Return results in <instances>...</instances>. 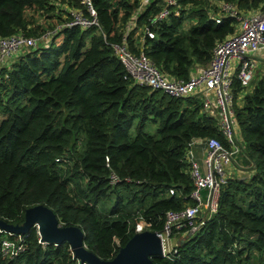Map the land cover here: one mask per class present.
Here are the masks:
<instances>
[{
    "label": "trees",
    "instance_id": "obj_1",
    "mask_svg": "<svg viewBox=\"0 0 264 264\" xmlns=\"http://www.w3.org/2000/svg\"><path fill=\"white\" fill-rule=\"evenodd\" d=\"M217 1L241 12L264 3L176 0L167 19L151 26L154 38H143L144 54L168 76L189 79L195 64L209 63L216 41L234 32L233 17L213 18ZM63 4L84 11L79 0H0V37L56 30L0 69V220L21 225L27 208L43 204L64 226L81 228L87 249L109 260L135 234L139 215L159 232L166 211L193 204L186 154L195 139L222 134L200 97L174 98L134 84L110 46L136 16L126 41L138 53L134 34L163 0L142 8L140 0H93L100 29H56L69 17L67 9L58 16ZM28 11L57 23L33 25ZM186 17L196 21L185 30ZM243 91L235 80V99ZM235 115L249 173L228 178L216 213L176 242L171 259L152 257L154 263L264 264V78L244 93ZM146 123L156 125V134L145 132ZM111 173L121 181L110 184ZM20 235L23 250L12 258L0 252V264H80L68 243H40L35 226Z\"/></svg>",
    "mask_w": 264,
    "mask_h": 264
},
{
    "label": "built area",
    "instance_id": "obj_2",
    "mask_svg": "<svg viewBox=\"0 0 264 264\" xmlns=\"http://www.w3.org/2000/svg\"><path fill=\"white\" fill-rule=\"evenodd\" d=\"M147 1V0H146ZM84 11L80 8H68L69 17L56 29L79 26L82 28L96 27L100 29L97 12L93 0H79ZM160 11L144 24L140 30L139 52L131 51L126 41V35L135 26L136 16L128 22L124 36L120 42L111 43L114 55L122 63L126 75L134 84L158 89L174 98L198 96L201 98L203 110L214 117L222 134V140L215 137L202 139L204 143V157L201 163L194 159L192 151L186 156L189 160V174L193 183V190L189 197L192 205H186L179 210H168L163 218L162 230L157 233L161 242V257L171 259L177 251V244H171V237L177 231L183 230L181 235L193 234L199 229L218 208L221 187L229 177L228 167L235 163L239 152L242 151V141L238 134V124L235 115V97L233 83L238 81L242 87L250 84L256 63L253 55L264 48V3L246 12H241L229 2H215L217 11L212 14L216 22L221 16L227 15L236 20L238 27L225 38L216 41L212 57L207 65L189 79L179 80L168 76L157 68L143 51V38H154L151 26L157 21L165 20L171 14L172 6L176 0H163ZM141 4V8H142ZM140 10V9H139ZM56 31V30H55ZM47 31L38 38L15 33L7 37H0V69L10 62V58L23 49L44 45L55 32ZM45 41V42H44ZM108 162V158H105ZM110 184H117L120 178L111 173ZM129 181L128 178H125ZM168 193L173 195L174 188H169ZM149 223L139 215L134 225L135 233L149 230ZM39 242L41 236L36 224ZM2 231V230H0ZM150 231V230H149ZM5 236L0 243V252L4 257L12 258L23 250L22 236L4 232ZM185 236L181 239V242Z\"/></svg>",
    "mask_w": 264,
    "mask_h": 264
},
{
    "label": "water",
    "instance_id": "obj_3",
    "mask_svg": "<svg viewBox=\"0 0 264 264\" xmlns=\"http://www.w3.org/2000/svg\"><path fill=\"white\" fill-rule=\"evenodd\" d=\"M36 224L39 227L41 242L68 243L80 264H156L152 257H161L160 238L156 232L145 230L135 233L112 259L103 260L87 249L83 242L81 228L64 226L52 209L43 204L27 208L24 213V222L21 225L7 224L0 220V229L15 234H24Z\"/></svg>",
    "mask_w": 264,
    "mask_h": 264
},
{
    "label": "rangeland",
    "instance_id": "obj_4",
    "mask_svg": "<svg viewBox=\"0 0 264 264\" xmlns=\"http://www.w3.org/2000/svg\"><path fill=\"white\" fill-rule=\"evenodd\" d=\"M141 1V0H140ZM144 1H146V0H142V3L144 2ZM143 7V6H142ZM61 9V10H60ZM67 8H66V6L64 5L63 6V8L62 7H60L59 8V14L60 15H58V16H64V14L67 12V10H66ZM28 13V15H33V18H34V24L33 25H42V26H45V27H47L48 26V24L49 25H55L57 22H56V17H54V16H52V17H48L47 16V14L45 13V12H32V11H28L27 12ZM195 21H196V18H185V20H184V23H183V29H188V26L189 25H191V24H193V23H195ZM238 27V24L236 25V28ZM137 33H142L141 32V30L140 29H138V30H136V32H135V34L134 35H136V37H137ZM58 40H60V38H57V41ZM29 50H31V48H29V49H23L21 52H19V53H17L16 55H14V56H12L11 58H10V61H13L17 56H19L20 54H22V53H25V52H28ZM194 67H195V69H196V67H197V65H194ZM259 80V77H256V78H254V79H252L251 80V82H250V84H249V86L247 87V88H245L244 89V93H246V92H249L251 89H252V87L254 86V84L257 82ZM244 93H242V94H240L241 96H243L244 95ZM237 100H240L239 98L237 99ZM144 130H145V132H147V133H150V134H156V125L155 124H153V123H146V125H145V127H144ZM192 151L194 152L195 150H196V146H193L192 148ZM237 161V163H238V167L240 168V170H238V175H242V174H247V173H249V171L247 170V168H245V170H244V160H243V155H242V151L241 152H239V154L237 155V157H236V159H235V162ZM242 165V166H241ZM233 170V171H232ZM231 171H232V173H235L236 172V170L235 169H232ZM236 173V174H237ZM235 175V174H234ZM234 175H233V177H234ZM236 176V175H235ZM229 178V177H228ZM112 202H113V199L112 200H110V201H107L106 203H105V206H106V208L107 207H109L111 204H112ZM102 206V204H99V207H101ZM176 235V233H174L173 235H172V237H171V239H170V241H171V244H172V246L173 245H176V242L177 241H179L180 240V235L179 234H177L176 235V237H174Z\"/></svg>",
    "mask_w": 264,
    "mask_h": 264
},
{
    "label": "crops",
    "instance_id": "obj_5",
    "mask_svg": "<svg viewBox=\"0 0 264 264\" xmlns=\"http://www.w3.org/2000/svg\"><path fill=\"white\" fill-rule=\"evenodd\" d=\"M145 2H147V1H144L142 3V0H141V3H142L143 6L145 5ZM134 37H136V35H134ZM140 41H141L140 40V33H137V38L135 39V43L138 44V45H140ZM252 57H253V60L256 63V68L254 70V75H253V78L252 79H254L256 77H259V79L264 78V48L260 49ZM195 65H197V67H196V69H195V67L193 68V70H192L193 75L196 74V73H198L201 69H203L205 67V66H202V65H199V64H195ZM248 86H246L245 88H247ZM242 93H244V92H241L240 94H242ZM240 94H238L237 97H236V99H235V104L236 105H240L241 104V97L242 96ZM238 98L240 100H237ZM238 134L241 137V134H240V131L239 130H238ZM194 143L196 145V150L194 152L192 151L193 156H194V159L197 160L199 163H201L202 160H203V157H204V143L202 142V139H195L194 140ZM201 144H203V147H201ZM232 169H235L236 172L235 173H232V171H233ZM227 170H228V173H229L228 174L229 175V178L230 177H233L234 174L235 175H238L237 172H238V170H240V168L238 167L237 161L234 164H232V166L228 167ZM176 235L174 237H176ZM179 235H180V240L179 241H181L182 235L181 234H179Z\"/></svg>",
    "mask_w": 264,
    "mask_h": 264
}]
</instances>
